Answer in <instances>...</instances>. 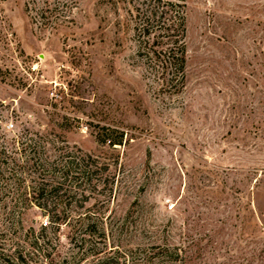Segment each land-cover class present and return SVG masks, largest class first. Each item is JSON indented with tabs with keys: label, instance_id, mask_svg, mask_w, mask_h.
Returning <instances> with one entry per match:
<instances>
[{
	"label": "rangeland",
	"instance_id": "374dc122",
	"mask_svg": "<svg viewBox=\"0 0 264 264\" xmlns=\"http://www.w3.org/2000/svg\"><path fill=\"white\" fill-rule=\"evenodd\" d=\"M144 3L0 0V264H264V0H184L181 85Z\"/></svg>",
	"mask_w": 264,
	"mask_h": 264
},
{
	"label": "trees",
	"instance_id": "16d2710c",
	"mask_svg": "<svg viewBox=\"0 0 264 264\" xmlns=\"http://www.w3.org/2000/svg\"><path fill=\"white\" fill-rule=\"evenodd\" d=\"M146 3L136 9L138 24L135 33L141 43L148 44L152 39V45L165 47L164 50H150V54L145 57L153 56L154 60L162 65L167 62L173 69V76L180 85L184 80L185 66V12L184 0H145ZM145 39V40H143ZM175 85V83L173 84ZM111 143V142H110ZM116 145V143H113ZM38 191V190H37ZM42 191V189H41ZM39 192V191H38ZM39 207V206H38ZM54 216V214H53ZM47 223L45 224L46 227ZM33 250H38V242L35 240L30 243ZM26 256L22 252L18 253L14 260L25 262Z\"/></svg>",
	"mask_w": 264,
	"mask_h": 264
},
{
	"label": "built area",
	"instance_id": "2783aa9c",
	"mask_svg": "<svg viewBox=\"0 0 264 264\" xmlns=\"http://www.w3.org/2000/svg\"><path fill=\"white\" fill-rule=\"evenodd\" d=\"M46 223V222H45Z\"/></svg>",
	"mask_w": 264,
	"mask_h": 264
}]
</instances>
